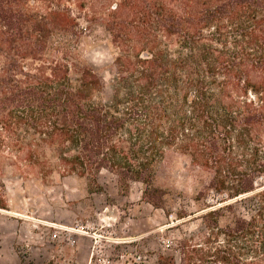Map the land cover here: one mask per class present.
I'll use <instances>...</instances> for the list:
<instances>
[{"label":"trees","instance_id":"obj_1","mask_svg":"<svg viewBox=\"0 0 264 264\" xmlns=\"http://www.w3.org/2000/svg\"><path fill=\"white\" fill-rule=\"evenodd\" d=\"M96 25L113 50L108 99L75 50ZM169 154L207 177L196 201L225 198L157 264H264V0H0V208L4 168L96 188L105 170L162 207Z\"/></svg>","mask_w":264,"mask_h":264},{"label":"rangeland","instance_id":"obj_2","mask_svg":"<svg viewBox=\"0 0 264 264\" xmlns=\"http://www.w3.org/2000/svg\"><path fill=\"white\" fill-rule=\"evenodd\" d=\"M75 50L101 75L108 99L114 68L107 32L100 25L85 30ZM1 179L7 206L0 208V264H157L160 254L178 257L179 240L203 227V202L213 206L225 198L210 191L196 201L207 177L176 154L156 166L162 207L142 199V183L123 192L105 170L97 176L100 188L87 177L59 172L41 180L4 168Z\"/></svg>","mask_w":264,"mask_h":264},{"label":"built area","instance_id":"obj_3","mask_svg":"<svg viewBox=\"0 0 264 264\" xmlns=\"http://www.w3.org/2000/svg\"><path fill=\"white\" fill-rule=\"evenodd\" d=\"M55 236H56V234L53 235V237H55Z\"/></svg>","mask_w":264,"mask_h":264}]
</instances>
